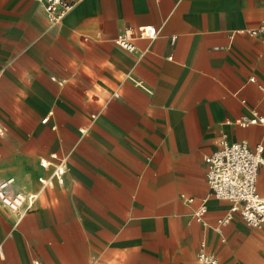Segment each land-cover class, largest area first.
<instances>
[{"label":"crops","instance_id":"crops-1","mask_svg":"<svg viewBox=\"0 0 264 264\" xmlns=\"http://www.w3.org/2000/svg\"><path fill=\"white\" fill-rule=\"evenodd\" d=\"M263 21L264 0H77L57 24L41 0H0V179L39 191L20 217L0 205V264H200L201 241L264 264V227L215 229L231 203L204 161L221 138L264 147L262 125L233 122L264 116V36L246 32ZM140 25L159 36L114 43ZM53 154L63 183L40 190Z\"/></svg>","mask_w":264,"mask_h":264},{"label":"built area","instance_id":"built-area-1","mask_svg":"<svg viewBox=\"0 0 264 264\" xmlns=\"http://www.w3.org/2000/svg\"><path fill=\"white\" fill-rule=\"evenodd\" d=\"M41 2L49 21L57 24L74 7L77 0H41ZM246 32L251 36H264V21L258 27ZM158 36L159 30L154 25H140L124 29L113 41L120 48L133 52L136 50L134 42L136 39L153 40ZM174 40L175 37H171V42ZM259 88L264 93V87ZM47 120L48 117H45L42 122L45 123ZM233 122L242 127L248 125L264 127V116L254 113L250 116H241ZM263 148L261 143L251 148L244 141L230 142L226 138H221L218 149L205 156L206 181L210 192L215 197L231 203L227 213L217 220L215 229L229 222L233 213H238L249 227H264V196L256 190L258 171L261 166H264ZM39 163L44 169L51 168L47 177L38 179L40 190L62 185L66 170L65 158L53 154L50 160L40 159ZM16 184L17 179L14 177L0 179V205L20 217L33 207L39 191L22 192L16 188ZM187 201L190 203L193 198L189 197ZM205 212V203L201 201L194 209L193 217L201 222ZM197 259L200 264H219L217 256L206 249L205 241L199 244Z\"/></svg>","mask_w":264,"mask_h":264}]
</instances>
